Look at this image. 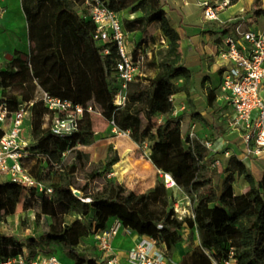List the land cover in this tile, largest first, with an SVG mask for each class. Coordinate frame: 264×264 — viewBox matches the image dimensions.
I'll list each match as a JSON object with an SVG mask.
<instances>
[{"label":"trees","instance_id":"obj_1","mask_svg":"<svg viewBox=\"0 0 264 264\" xmlns=\"http://www.w3.org/2000/svg\"><path fill=\"white\" fill-rule=\"evenodd\" d=\"M52 1L57 7L52 21L56 51L38 60L37 56L45 49L36 37V20L47 0H21L30 54L16 53L12 61L4 63L0 69V98L6 102L8 110L14 112L19 105L34 102L43 92H49L86 110L76 133L58 137L50 130V113L43 103L36 101L30 108V130L36 139L26 148L22 166L44 191L28 189L10 180L0 182V225L21 210L23 215L34 217V224L42 228V234L25 245L0 231V263L25 255V248L34 250L52 244L60 246L75 264H104L99 263V254L88 257L81 254L79 248L95 239L114 220H119L124 228L154 239L168 255L181 243L184 229L196 232L200 245L186 254L180 264H220L229 259L231 252L236 264H264V175L257 181L237 154L229 150H209L207 143L214 146L213 141L202 136L190 137L189 133L185 135L187 120L184 118L206 126L209 122L193 108L194 75L185 66L181 35L167 15L165 1L101 0L120 16H130H121L122 25L124 31L132 35V57L140 62L134 81L129 85L124 108L114 103L120 85L119 50L116 43H101L95 39L96 26L89 18L87 6L93 0ZM227 1L234 6L240 0ZM261 3L262 0L255 2L254 13L258 17L264 16V10H256ZM155 22L160 23L162 40L157 49L158 38L143 36ZM240 23L241 19L237 18L219 29L226 34ZM95 57L108 82L113 103L109 112H98L94 104L85 105L76 97L48 88L41 80L39 65L57 80L65 77L67 69L74 92L80 97V62H91ZM207 94L206 105L210 112L221 114L227 109L217 103L218 89H209ZM180 95H185L190 110L177 116L174 114L176 97ZM89 107L93 112L87 111ZM110 129L129 134L140 147L147 146L153 167L162 175H169L193 204L192 218H178L172 191L162 180L143 194L117 186L115 179L109 177L120 162L116 152L108 156L105 166L91 163L86 154L79 152V147L92 145L96 135ZM5 133L0 127V138ZM125 139L118 142L122 154L133 146ZM227 152L231 153L223 172L227 176L219 187L214 177L222 174L219 168ZM210 161H219L220 167L206 171L205 165ZM151 164L147 162L145 166L151 168ZM85 167L89 172L81 180L78 175ZM237 177L247 184L242 194L235 190ZM47 190H52V194ZM76 191L81 197L75 195ZM46 255L53 254L46 252ZM36 256L32 254L30 259Z\"/></svg>","mask_w":264,"mask_h":264},{"label":"built area","instance_id":"obj_2","mask_svg":"<svg viewBox=\"0 0 264 264\" xmlns=\"http://www.w3.org/2000/svg\"><path fill=\"white\" fill-rule=\"evenodd\" d=\"M229 4L227 0L202 3L204 21H218L220 13L225 11ZM87 6L89 18L96 26L95 39L101 43H116L119 50L120 62L117 64V72L120 85L114 103L116 107L124 108L129 85L134 81L140 65V62H135L132 57V35L124 31L121 16L107 8L101 0L88 2ZM243 25L240 23L228 29L219 43L217 56L224 68L220 99L225 107L232 111L231 115L226 116L229 119L228 126L241 135L244 162L253 156H264V21L263 29L259 31H251ZM36 101H41L48 109L51 119L49 127L53 135L67 137L78 131L86 110L84 106L49 92H43ZM36 101L21 104L14 112H10L6 102L0 98V127L6 128L5 135L0 138V173L6 174L8 179L17 185L28 189L38 188L43 192V187L30 177L22 166V159L29 146L24 138L26 117ZM87 111L93 112V109L89 107ZM174 114L177 115V112ZM207 148L212 150V144L207 143ZM226 155L230 153L227 152ZM219 163L216 161L213 166L217 167ZM47 193L52 194V190H47ZM122 228L124 227L121 222L114 220L106 230L96 235L95 240L105 259L104 264H117L116 258L107 256L112 251V241ZM127 231L132 232L129 229ZM100 261L99 263H102ZM127 261L128 264H177L167 258L166 249L148 237H143L137 247L127 254ZM0 264L62 263L54 255H38L37 259H28L23 255ZM220 264H236L233 253L231 252L228 260Z\"/></svg>","mask_w":264,"mask_h":264},{"label":"rangeland","instance_id":"obj_3","mask_svg":"<svg viewBox=\"0 0 264 264\" xmlns=\"http://www.w3.org/2000/svg\"><path fill=\"white\" fill-rule=\"evenodd\" d=\"M6 2V5H8L9 7V0H6ZM248 7V0H243L239 5L234 8L228 7L229 9H226L225 13H223V15L219 18V21L204 22L203 28L207 29L208 31H205L204 33H202V35H199L196 40L197 43L195 44L196 48H201V50L203 51L202 53L204 59L200 61L199 57L195 53H193L192 55H190V60L187 63L189 68H196L199 66V63L202 62L203 68L210 67L209 71L206 72L208 75H210L211 77L217 76L219 78L220 68H218V65H221L220 59L219 56L215 57L213 61L216 64H211L209 58H206L209 51V47H207V42L210 41L211 43L209 42L208 44L217 49V44H215V42L217 40H222L226 34L216 33L215 31L219 29L222 23L228 21V17H231L233 15L234 18L235 14L240 13L241 9L248 10ZM260 7L262 6H258V8ZM56 10L57 7L55 6L54 2L52 0H47L41 16L39 17V19L36 20V37L39 38L41 44L45 49L44 53L39 54L37 56L38 60H42L47 54L56 51L54 47L52 23L53 14ZM192 10L194 11V17H199V19H201L203 8L197 6L193 7ZM121 16L130 17L128 16V14H123ZM253 17L255 16L252 15L251 18H248L250 26L254 24L253 27H249V30H262L264 18H256V20H254ZM5 18L6 12L4 9H1L0 21H5ZM242 22L243 20L241 19V23ZM0 27L1 56L5 49L12 48L17 43L19 44L18 41L20 40V37H24L26 35L27 24L26 22L24 23L22 17L16 15V17L12 21V24L9 25L8 31H4L5 28L2 27L1 23ZM161 41L162 40H160V38L158 37L155 49L162 45ZM22 54H30L29 42L27 49L23 51ZM38 71L41 76V80L46 83L48 88H53L58 92H65L67 95L73 96L74 98L76 97L85 105L94 104L98 112L105 113L109 112L112 109L113 103L111 102L110 98L108 82L105 78V74L97 57H95V59L91 62H80V74L82 84L80 97H77V94L74 92L73 82L67 69L65 70V77L62 80H57L52 74L47 71L46 68L42 67L41 65L38 66ZM202 78L203 81H201ZM199 80L200 81L195 84L196 86L192 88L193 108L196 111L205 114L204 117L208 120L209 126L195 122L194 125L196 126V128L194 130H191V127L188 123V126H186L184 129V133L185 135H187L189 132H191L190 134H193L192 137H205L213 141V145L215 147L222 148L221 150H229L231 152L232 148L236 147L237 143L234 137L232 136V130L230 129V127H228L229 119L226 116L231 115V113L228 110H223L221 114H213L207 109L206 103H204V101L202 100L206 99V90L204 88V84L208 81L211 82V79L208 80V78L200 77ZM176 82L179 83L180 81ZM216 84L217 82L215 83V85L211 83V86L214 89H217ZM188 110H190V106L185 95H180L176 97L175 111L177 112V116L183 115L185 112H188ZM184 119L190 121L188 117ZM30 124L31 114L29 113V115L26 117V125L29 126V131L24 133V138L29 143L34 142V140L36 139V137L32 136L31 134ZM184 125H186V123H184ZM122 139H125V141L127 142L131 141V143H133L132 148H130L124 154H122L118 148V142ZM222 140H226L224 146L220 144ZM79 152L82 154H86L89 157V161L91 163L97 164L98 166H105L108 156L116 152L120 157V162L114 166L112 173L109 177L115 179L117 186H123L128 190L134 191L137 194H143L153 188L159 180H162L164 181L166 187L172 191L174 209L178 218L185 219L193 217L194 207L188 197H186L176 186H168V184L166 183L165 176L162 175L159 171H157L151 164L149 160L150 151L148 150L147 146L145 145L143 147H140L135 142H133L129 134L120 133L115 129H110L106 133H100L96 135L92 145L86 147H79ZM234 153L237 154L236 152ZM230 155H226V157H224L225 160H223V164H220V168L218 167L222 174L214 177V182L219 187H221L224 178L227 176V174L223 172L228 167V158L230 157ZM147 162L151 164V168H147L145 166ZM213 164L214 163L211 161L208 162L205 165V170L211 172L214 168ZM88 172L89 168L85 167L79 172L78 177L83 180V178H85ZM254 176L259 179L258 173L255 172ZM6 180V174L0 173V182H5ZM241 186L242 182L240 178L237 177L235 183L236 192H238L242 188ZM0 231L7 235L16 237L25 245L29 243V240L31 238L39 239V236H41L42 234V228L37 227L34 224V217L32 215H23L21 210H19L18 214L15 217L9 218L5 223L1 224ZM181 235L182 241L180 243V246L185 251V254H188L194 249V247L200 245L196 232H191L189 229H184ZM136 242L137 241L135 238H130L125 241H118L116 245L117 248L121 250H129L134 248ZM95 245H97L95 239L88 241L79 248V252L88 257L97 256L98 248L95 247ZM46 252L55 255L61 261L62 264H75V261L68 254H66L60 246L50 244L46 246L42 245L36 247L34 250H30L29 248L24 249L25 256L29 259L32 254L37 255V259L38 255H46Z\"/></svg>","mask_w":264,"mask_h":264},{"label":"crops","instance_id":"obj_4","mask_svg":"<svg viewBox=\"0 0 264 264\" xmlns=\"http://www.w3.org/2000/svg\"><path fill=\"white\" fill-rule=\"evenodd\" d=\"M164 1H165V10L167 12V15L170 18L173 27L181 35V39H182L181 40V48H182L184 63H186L185 66L188 69H190L194 75L192 88H194L196 86L195 84L198 81H200L199 80L200 77L208 78V80L211 79V82L208 81L207 83L204 84V88L206 90V97L205 98L207 99L208 90L209 89L214 90V88L211 86V83H213L215 85V83L217 82L216 88L218 89V92H219V97H218L217 103L220 107H225L224 103L220 99V86H221L222 74H223V70H224L223 66L220 65L221 66L220 67L218 65V68H220V71H219L220 75L218 78L216 75H215L216 77H214V76L211 77L210 75H208L206 72L209 71L210 67L203 68L202 62H200L199 66L196 68L195 67L189 68L188 64H187L188 61L190 60V55H192L193 53H195L199 57L200 61L204 59V56L202 53L203 51L201 50V48H196L195 44L197 43L196 40H197L198 36L202 35V33H204L205 31H208L207 29L203 28L204 22H205L203 19V14H202L201 19H199V17H194V11L192 10V8L197 7V6L201 7V4L204 2L218 3V2H221L222 0H164ZM242 1L243 0H240L236 5L230 6L229 8L236 7ZM9 2H10V6L8 7V5H6V3H7L6 0H0V10L4 9L6 12L5 21H0L2 27L5 28L4 31L9 30L8 29L9 25L12 24V21L16 17V15H19L20 17H22L24 23L26 22V19H25L23 10H22L21 0H9ZM255 2H256V0H248V6H249L248 10L241 9L240 13L235 14L234 18H233V15L231 17H228V19H227L228 21L222 23V25H225L226 23H228L232 20H235L238 17L239 18L242 17L240 19L244 20L242 22L244 24L243 25L244 28L249 29V27H253L254 24L250 26L248 18H251L252 15L255 16V17H253L254 20H256V18H264V16L258 17V15H256L254 13ZM260 6H262V7H260V8L257 7L256 10H260V9L264 10V0H262V3L260 4ZM229 8H227V10ZM225 11L220 13L219 18L223 15V13H225ZM245 14H249V15H245ZM246 16H249V17H246ZM215 32L225 34L223 29L222 30L218 29ZM160 35H161L160 23L155 22L149 27L148 32L143 36L145 38H151V37L161 38ZM138 37H139V35H138ZM18 42H19V44L17 43L12 48H8V49H5L3 51L2 55L0 56V69L3 67L5 62H10V61H7L6 58H9L11 55L13 56V58L15 57L16 53H19L22 56H24L22 54V52L27 49L28 42H29L28 29L26 31V35L24 37L23 36L20 37V40ZM209 42L210 41L207 42V47H209V51H208L206 58H209L211 64H216L213 61V59L215 57H217L218 46H219V43L221 42V40H217L215 42V44H217V49L214 48L213 46H211L210 44H208ZM13 58H12V60H13ZM211 64H210V66H211ZM201 81H203V78L201 79ZM191 92H193V89H191ZM0 96H1V92H0ZM206 99H202L204 101V103H206ZM226 110H228L230 113H232V111H230L229 109H226ZM202 114L205 116L204 113H202ZM195 122L196 121H191V122L186 121L185 122L186 125H184V129L186 126H188L187 124L189 123L191 130H194L196 128V126L194 125ZM8 124H9V122H8ZM4 130L6 131V128H4ZM28 131H29V126H27L26 122H25V132H28ZM190 133L191 132H189V134ZM192 133H193V131H192ZM232 136L234 137V139L237 143H236V147L232 148L233 152L231 151V153L235 154L234 152H236L237 155L242 159V156L244 153V146L242 143L241 135L236 131H234V132L232 131ZM225 141L226 140H222L221 143L220 142L219 143L224 146L226 143ZM213 148H214L215 152L223 151V150H221L222 148H217L215 146H213ZM244 163H245L248 171L253 176H254L255 172L259 174V179L256 178L255 176L254 177L257 181H260L264 175V156H253L251 159L244 161ZM7 180H9L8 176H7ZM240 180L242 182V186H241L242 188L238 192H236L237 194L244 193V191L247 187V184L243 181V179L240 178ZM130 238H135L137 241L133 249L121 250V249L117 248L116 243L118 241H125V240L130 239ZM142 239H143L142 236H139L138 234H136L134 232H128L126 228H122L119 231L118 235L112 241V245H111L112 251L108 254L107 257L116 258L117 264H128L127 254L130 251L134 250L137 247V245L142 241ZM97 254H99L101 256L100 262L103 263L105 259H104V257H102V254L99 252V250H97ZM185 256H186L185 251L180 246V244H178L177 247L175 248V250L173 252L169 253V255L167 253V258L170 261L177 263V264H180Z\"/></svg>","mask_w":264,"mask_h":264},{"label":"bare ground","instance_id":"obj_5","mask_svg":"<svg viewBox=\"0 0 264 264\" xmlns=\"http://www.w3.org/2000/svg\"><path fill=\"white\" fill-rule=\"evenodd\" d=\"M166 183H167L168 186H170V187L175 186L174 181L172 180V178H171L169 175L166 176Z\"/></svg>","mask_w":264,"mask_h":264},{"label":"water","instance_id":"obj_6","mask_svg":"<svg viewBox=\"0 0 264 264\" xmlns=\"http://www.w3.org/2000/svg\"><path fill=\"white\" fill-rule=\"evenodd\" d=\"M12 58H13V56L11 55L9 58H6V60H7V61H11ZM166 176H167V175H166ZM75 195H76L77 197H81V193L78 192V191L75 192Z\"/></svg>","mask_w":264,"mask_h":264}]
</instances>
